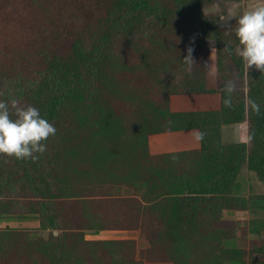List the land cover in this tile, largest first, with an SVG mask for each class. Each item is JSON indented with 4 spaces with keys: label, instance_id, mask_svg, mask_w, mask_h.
Masks as SVG:
<instances>
[{
    "label": "trees",
    "instance_id": "16d2710c",
    "mask_svg": "<svg viewBox=\"0 0 264 264\" xmlns=\"http://www.w3.org/2000/svg\"><path fill=\"white\" fill-rule=\"evenodd\" d=\"M216 1L0 0V100L56 128L37 159L0 155V219L39 221L0 228V264H264V246L229 247L236 230L217 226L258 199L238 195L245 167L264 184V72L244 66ZM213 93L218 111L171 110L174 95ZM241 123L248 140L225 144ZM190 129L199 150L150 153L151 135ZM246 226L264 241V219ZM103 230L139 238L86 237Z\"/></svg>",
    "mask_w": 264,
    "mask_h": 264
},
{
    "label": "clouds",
    "instance_id": "9594fccd",
    "mask_svg": "<svg viewBox=\"0 0 264 264\" xmlns=\"http://www.w3.org/2000/svg\"><path fill=\"white\" fill-rule=\"evenodd\" d=\"M238 39V54L244 66L250 70L253 66L264 72V4L245 11L240 15L234 27ZM188 55L182 59L187 70L194 63L193 49H187ZM234 83L228 80L223 88L226 93L224 104H231L230 94ZM251 106L259 111V105L251 102ZM56 128L40 110L33 105H21L16 98L10 101L0 100V155L17 159H37L36 153H43L46 144L43 143L50 135H55Z\"/></svg>",
    "mask_w": 264,
    "mask_h": 264
},
{
    "label": "crops",
    "instance_id": "0c3cea01",
    "mask_svg": "<svg viewBox=\"0 0 264 264\" xmlns=\"http://www.w3.org/2000/svg\"><path fill=\"white\" fill-rule=\"evenodd\" d=\"M171 110L173 112H196V111H218L221 109V99L219 94H205V95H174L171 97ZM227 126H238L232 127L233 132L236 134L242 133L244 139L248 140V126L247 123L227 125ZM227 126L223 127L222 135ZM225 144H232L224 142ZM201 148L200 132L197 129L181 130L173 132H165L153 134L149 137V150L152 155H164L171 153H180L187 151H196ZM245 178L247 182L245 181ZM253 178V179H252ZM255 178L250 174L247 167H245L239 177V181L242 184V189L238 195H242L244 187L247 191L251 190L252 180ZM256 188H261L263 183L256 181ZM254 183V184H255ZM259 184V185H258ZM261 184V185H260ZM246 196V194H244ZM248 197V196H247ZM251 210L246 211H234V210H224L221 220L217 223L218 227L222 228H233L235 224L246 221L248 218H242V213L250 214ZM237 221V222H236ZM236 222V223H235ZM235 229V228H233ZM102 232H112L123 234L129 232L126 230H103ZM131 239V238H126ZM114 240V239H112ZM117 240V239H115ZM227 246H236V241H230Z\"/></svg>",
    "mask_w": 264,
    "mask_h": 264
},
{
    "label": "rangeland",
    "instance_id": "374dc122",
    "mask_svg": "<svg viewBox=\"0 0 264 264\" xmlns=\"http://www.w3.org/2000/svg\"><path fill=\"white\" fill-rule=\"evenodd\" d=\"M261 4H264V0H244L241 4H228V2L226 3L223 0H217L213 9L225 10L228 13V16L224 19V22L225 24H229L230 26L233 27L234 25L236 26V21L240 15H242L245 11L251 10L252 8L259 6ZM212 69L213 71L211 76V83H212V87H216V74H215L216 64H215L214 52L212 56ZM232 127H238V126H227L223 132V141L228 143L246 142L247 139H244L243 137L244 135L242 133L236 134L235 132H233ZM251 175L253 176V174ZM245 181L247 182L246 178ZM256 181L257 180H252L251 190L247 191L246 187H244L243 189V193L246 194V197L247 196L258 197V199L253 201L254 204L251 207V209H249L252 212H250V214L248 213L241 214L242 218L250 217V219L248 218L246 221L264 219V186L260 184L261 188L257 189L256 188L257 184L255 183ZM244 194L242 195L244 196ZM7 226L13 228L34 229L39 227V221L34 216L25 219H19V218L0 219V228H4ZM233 228H235L237 234V241H236L237 247L245 248L247 250H252L264 246V241L249 231V228L248 226H246L245 221L235 224ZM86 237L89 240H93V239L112 240V239H126V238L138 239L139 233L125 232L123 234H120V233H112V232H102V233L100 232L98 234H95L93 232H89Z\"/></svg>",
    "mask_w": 264,
    "mask_h": 264
},
{
    "label": "water",
    "instance_id": "95a60500",
    "mask_svg": "<svg viewBox=\"0 0 264 264\" xmlns=\"http://www.w3.org/2000/svg\"><path fill=\"white\" fill-rule=\"evenodd\" d=\"M56 234H57V232H56Z\"/></svg>",
    "mask_w": 264,
    "mask_h": 264
}]
</instances>
